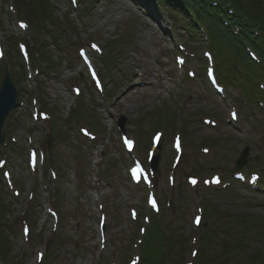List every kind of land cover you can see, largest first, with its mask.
<instances>
[{
    "label": "rangeland",
    "instance_id": "1",
    "mask_svg": "<svg viewBox=\"0 0 264 264\" xmlns=\"http://www.w3.org/2000/svg\"><path fill=\"white\" fill-rule=\"evenodd\" d=\"M18 1L0 0V32L6 46V58L12 57L11 61L4 57L0 69L7 64L13 69L16 85L23 88L20 95L24 103L10 115L6 124L8 135L16 136L18 143H11L1 153L2 157H7L15 185L21 191L20 196L13 195L0 173L1 195L7 206L1 219L0 235L10 246L6 250V259L2 257L4 263L121 264L134 255L133 244L142 237L138 226L144 225V216L149 214V209L146 191L133 187L128 179L127 167L131 157L123 150L118 128L119 121L125 119L124 127L137 140L136 154L142 158L151 146L152 134L159 127L164 131L161 172L155 190L166 213L162 217L168 222L166 228L174 255L178 251L183 253L179 257L181 261L172 256L173 262L171 258L167 260V253L166 263L184 264L194 248L193 237H197V247L204 250L195 264L217 262L221 257L218 255L225 252L231 256V262L227 264L236 259L245 264L248 257L250 262L253 258L252 264H264V196L254 194L240 184L224 192L206 189L201 182L190 186L186 180L188 174L203 178L214 172L231 179L230 172L236 168V160L246 147L249 148L247 165H256L258 161L264 163V108L259 112L252 111L253 104L236 86L227 85V97H219L211 90L203 80L204 73L196 66L198 56H203L208 45H200V37L190 36L186 29L188 22L176 12L173 15L160 0H147V7H150L149 3L153 4L151 16L148 9H138L132 0H79L77 8L68 0H39L43 1L47 13L39 11L41 8L36 0H20V7ZM255 2L264 8L261 0ZM26 17L42 22L36 24ZM17 19L30 21L29 30L20 29ZM159 20L164 25L166 23L164 30L159 26ZM37 27L40 31L36 33ZM91 39L104 48V54L95 58L106 85L103 95L96 92L87 71L79 63L77 46H72H81ZM217 40L218 44H223L219 38ZM19 41L27 42L31 55L41 68H45L41 56L45 50V56L54 68L28 77L29 68L26 67L25 77H19L21 61L15 60ZM177 43L184 44L189 52H199L198 56L187 55L185 70L174 63ZM212 53L218 61L217 54ZM104 58L112 63L108 66ZM224 66L222 62L221 67ZM186 68H197L198 76L187 80ZM51 72L56 75H50ZM73 85L82 88L80 97L73 95ZM31 96L40 98L39 105L52 112L54 121L51 124L32 119ZM233 105H237L240 118L231 124L226 120ZM78 108L81 110L77 112ZM85 109L86 114H83ZM75 113L81 117H72ZM204 116L216 117L218 127L205 126ZM161 120L171 122L169 128ZM81 125H90L99 140L89 143L79 134ZM32 127L35 146L44 148L46 155L50 146L59 157L57 180L48 173V156L45 167H39L35 174L29 173L27 149L30 144L27 138ZM176 133L182 134L185 154L176 168V184L172 186L168 175L172 171L174 150L171 145ZM202 147H208L209 153L203 152ZM109 164L107 181L101 170ZM262 166L260 170L264 175V164ZM31 192H34L33 201L29 198ZM99 204H105L109 217L105 228L106 247L100 241ZM49 206L57 208L61 216L56 231L52 230V219L46 212ZM131 206L139 209V224L130 217ZM199 206L206 217L204 227L222 228L225 215L231 221L228 224L234 223L235 216L245 214L257 218V221L252 222L246 231H242V225L237 227L236 224L230 233L221 234L227 241L226 247L221 236H214L212 240L207 238L205 243L201 236L204 227L196 229L192 223ZM27 209L32 211L29 213L32 221L29 241L23 236L21 221ZM236 232L240 236L245 233L238 247L235 243L232 245L238 236ZM148 234L160 240L164 238L160 219L154 220ZM182 236L185 241L180 243L178 238ZM208 243L212 244L211 248L205 251ZM38 251L46 253L41 262L38 261ZM51 252L53 255L48 260L47 255ZM141 253L144 254L143 249ZM207 256H213L210 262Z\"/></svg>",
    "mask_w": 264,
    "mask_h": 264
},
{
    "label": "trees",
    "instance_id": "2",
    "mask_svg": "<svg viewBox=\"0 0 264 264\" xmlns=\"http://www.w3.org/2000/svg\"><path fill=\"white\" fill-rule=\"evenodd\" d=\"M39 3V6L41 7L42 13L43 11L46 12L47 8L43 5V1L36 0ZM223 1H229V0H223ZM237 1L239 7H241L243 10H246L248 13L249 19H251V22L254 25H259L261 27V33L264 36V8L258 7L255 0H235ZM261 4H264V0H261ZM251 26H243L242 33L239 37H235L231 31L229 33L226 32V30H223L221 28L216 27V32H219V36L223 38L228 37V35L231 33V39L226 40L221 39V42L223 44H219V47L222 46V53L223 58L222 62H224L225 66L221 69L226 70L227 76L226 79L228 81L234 82L235 78H238L240 81L242 79V76H248L249 79L254 76V74L257 72L256 69V63L250 59L249 55L244 50V41H252L258 45L257 37L254 39V35L251 32ZM249 36V38H248ZM221 48V47H220ZM221 62V63H222ZM229 71V73H228ZM253 75V76H251ZM241 78V79H240ZM5 240L3 239L2 242Z\"/></svg>",
    "mask_w": 264,
    "mask_h": 264
},
{
    "label": "water",
    "instance_id": "3",
    "mask_svg": "<svg viewBox=\"0 0 264 264\" xmlns=\"http://www.w3.org/2000/svg\"><path fill=\"white\" fill-rule=\"evenodd\" d=\"M15 103L16 91L14 85L11 83L10 76L7 75L0 91V143L4 142V135L1 132L4 119ZM242 165L243 163H240V167Z\"/></svg>",
    "mask_w": 264,
    "mask_h": 264
},
{
    "label": "snow or ice",
    "instance_id": "4",
    "mask_svg": "<svg viewBox=\"0 0 264 264\" xmlns=\"http://www.w3.org/2000/svg\"><path fill=\"white\" fill-rule=\"evenodd\" d=\"M159 138V134H157V139ZM127 144L131 145L132 141H126ZM133 171H135V169H133ZM154 202V201H153Z\"/></svg>",
    "mask_w": 264,
    "mask_h": 264
}]
</instances>
